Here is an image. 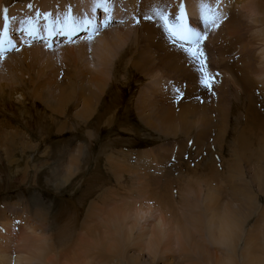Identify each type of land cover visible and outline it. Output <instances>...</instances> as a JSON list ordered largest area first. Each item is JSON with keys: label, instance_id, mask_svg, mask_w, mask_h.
Instances as JSON below:
<instances>
[{"label": "rangeland", "instance_id": "rangeland-1", "mask_svg": "<svg viewBox=\"0 0 264 264\" xmlns=\"http://www.w3.org/2000/svg\"><path fill=\"white\" fill-rule=\"evenodd\" d=\"M9 1L10 7L23 2ZM38 1L30 0V3H36L37 7ZM76 1L72 2V8L78 6L77 9L84 10L87 4L90 6L88 1L80 2L85 7ZM137 1L144 21L145 17L154 16L149 10L150 0ZM168 1L160 0L159 10L155 11L166 15L168 23L176 26V35L168 31L160 16L150 33L149 22L138 29L142 20H137L138 24L127 21L124 5H119L115 15L111 8L122 3L121 0H108L111 8L105 13L104 0L92 4L94 9L86 19L80 13L82 26L73 33L64 31V37L57 40L53 32L47 34L50 28L46 30L56 26L54 21L46 28L52 14L50 9H43L42 17L31 13L34 17L30 14L27 19L37 18L40 25L45 22L41 26L46 24V29L42 31L40 25L37 28L40 32L45 30L47 37L22 36L23 32L19 33L22 29L12 28L21 20L17 14L22 15L24 10L16 8V15L11 16L13 20L6 30L10 36L2 35L5 51L0 53V231L2 234L11 231L12 241L29 236L33 239L28 241L30 244L37 239L35 234L40 237L23 254L25 258L36 261L35 257L43 254L47 255L46 261H59L56 247L62 240L58 232L65 234V243L73 244L91 225L104 222V215L110 210L122 207L132 215L143 212L131 235V245L126 249L136 264L227 262L224 247L205 246L200 240L197 243L206 250V259L194 250L184 251L177 246L176 251L169 240L159 242L156 257H150L145 247L151 233L146 231L155 227L156 219L163 212L175 213L186 225L193 216L205 214V202L208 216L218 221L223 218L222 206L231 193L229 188L234 192L244 183L253 189L249 196L258 190L264 193L261 180L264 131L254 128L243 134L252 139L247 151L240 149L237 137L245 117L264 115V59L260 57L264 49V0H233L234 4L228 6L221 26L227 35L223 46L228 45L223 61L214 48L220 41L210 30L209 18L204 27L197 20L193 22L191 16L185 18L184 23L193 32L198 33L197 25L198 29L204 28L200 29L201 38L197 41L178 26L176 14L170 15ZM185 2H175L184 13ZM250 3L259 8L257 14H248L246 9ZM43 16L47 21L45 18L40 21ZM32 20L29 22H36ZM66 23L61 22L68 29ZM5 26L1 22L0 27ZM117 32L121 35L114 37ZM208 35L213 38L212 43L207 40ZM48 39L50 42L44 44ZM179 51L185 58L178 57ZM192 52L197 55L193 56ZM232 61L242 65L241 69L229 70L223 65ZM207 158L212 170L226 173L214 179L221 190L216 189L211 200L199 188L203 196L200 200L182 187L190 182L213 180L204 173H196L199 166L205 167L203 161ZM159 187L166 195L165 200L172 203L170 211L158 203ZM183 198L184 201L192 199L191 206L198 211L193 210L182 219ZM259 199L262 206L259 213L246 225H239L242 238L236 250L243 249L251 237L244 239L243 232L251 231L255 236L252 249L259 260L256 262L264 264V198L259 196ZM214 201L219 207L213 211ZM234 208L239 213L250 212L249 202L245 207ZM133 220L127 217L124 222L131 225ZM122 237L130 244L127 233H122ZM28 242L26 239L23 244ZM110 255L111 259L108 257L103 264H120L118 255Z\"/></svg>", "mask_w": 264, "mask_h": 264}, {"label": "bare ground", "instance_id": "bare-ground-1", "mask_svg": "<svg viewBox=\"0 0 264 264\" xmlns=\"http://www.w3.org/2000/svg\"><path fill=\"white\" fill-rule=\"evenodd\" d=\"M75 1L76 0H57L56 3H53L50 0H40V2L39 1L37 2V4L39 3V5L36 7L35 6L36 3H35V5H32L31 4L32 2L30 3V0L29 1L23 0V2L18 3V5L13 6L14 4H12V6L10 7V1L9 0L8 1L7 0H0V25H1V22H3V21L6 24L4 29L0 27V47H3L2 46L3 45L2 35H5V36L9 35V33H7L8 31L6 32V30H7L8 23L10 22V20H13V18L11 19V16L16 15V13H15L16 8H19L20 11L24 10L23 13H21L22 15L17 14L20 16V19L24 20V21L20 20L22 23L19 21V23L13 24L14 27L13 28L11 27V28H12V30H21L22 29V31L19 32V33L23 32L22 36L29 38V36H31L29 33L31 32V33H34L33 35L36 38L39 36L47 37L45 30H44V32H40V30L37 28V26L39 27V25H40L37 18H35L33 20L30 19L33 22L37 19L36 22H34V23H36V25L34 23H30L31 22L30 20H29L30 22L27 21L29 15L31 13H34V14L41 16V12L45 8H46V10L50 9L51 10L50 12H52V14L50 15V13H49L50 16L48 15L49 16L48 21L46 20V17H44V16H43V18H41L40 21H42L44 18H45L44 20L47 21L46 22L47 26H46V24L44 26H41V25H43L42 23H45V22L41 23L40 28L42 29V31H43V29H46L48 27L49 23H53L55 21V23H56L55 27H48V29H46V30H49V28H50V31L47 34L50 35L53 32V35L57 36V35L63 34V32L66 30L69 31V33H73L74 31H76V29H78L82 26L83 18L86 19V16L90 13L91 9L93 8L92 4L96 5L98 3V1H101V0H79V1L77 0L79 3L80 2L82 3L84 1L85 4L87 3V1L90 2V6H88V7H87V5H89V4H87L85 7L83 4L80 3L82 6L85 7L84 10L80 7L81 6L80 4H79L80 9H77L78 4L76 5L77 7L72 8L71 4H72V2L74 3ZM77 1H76V3H78ZM107 1L108 0H104V3H102L104 6L102 8L104 13L106 12L105 8L106 9L111 8L109 2H107ZM121 1L123 4L120 3L118 5H115L114 7L112 6V8H111L112 12L115 15H118V12L120 10L119 5H121V6L124 5L125 6L124 9H126L124 13L127 17V21L132 20V22L134 21L133 24L134 23L138 24V23H136V21L142 20L143 22H141L138 29H140L141 25H143L144 23L146 24L147 22H149L151 25L150 33L154 31L155 28L152 29V25L154 24V26H155V23L158 21V17H157L158 15H156L157 12L155 10L156 9L159 10L158 7L161 4L160 0H150L149 10H151V12L154 16L150 17L151 19H146L145 21L143 19L144 17H141L142 14H141L140 8H139V6H140L139 5L140 3H138L139 1H137V0H127V2H124L126 0H121ZM110 2H112V1H110ZM175 2H176V0H169L168 1L169 4L166 6L168 9H170L169 13L172 17H174V14H176L177 17L180 15L181 8L179 9V4L178 3L176 4ZM177 2H178V0H177ZM202 3L207 5V8L211 9V12H208L206 10H202V8H201ZM232 4H234L233 0H186V2H185V7H186V10H185L186 13H184V16H186L185 18H188V16L189 17L191 16L190 18L194 19V21L192 20L193 22H195V20H197V22H199V24L203 23V27L206 24L205 23L206 22L205 15H207V19L209 18V20L211 21V27H210L211 29L210 30H212V32H215V34H214L215 39H217V41L218 40L220 41L219 43L218 42L215 43L216 45L214 48H216L217 55L219 57H221L220 60H222V61H223L224 56L226 54V50H224V49H228V45L226 44L225 46H223V42L227 41V35L225 33H223L225 30V27H221V26L224 24V21H225L224 15H225V12H226L228 6L230 7V5H232ZM259 4H260V2H259ZM8 6H9V8H8ZM170 6H172V7H170ZM55 8H56V11H55ZM160 9H161V6H160ZM246 10H247L248 14L253 15V14L258 13L259 8H255V5H252L250 3L249 7H247ZM263 10H264V8H263ZM82 12L84 13L83 18L81 17V14H80ZM259 12H262V11H259ZM55 13H56V15H55ZM33 15H32V18L34 17ZM55 17L57 20L54 19ZM63 21H64V23L67 21L68 24L67 23L66 24L69 27L68 29H66L65 27H62L63 24H61V22H63ZM226 25L228 26L229 23L225 24V26ZM45 26H46V28H44ZM206 26H208V25H206ZM227 26H226V28H227ZM132 28H134L133 31L137 30V28L135 29L134 25L132 26ZM200 29H202V31H203L204 28L198 29V25H197V31L199 34L201 31ZM59 31H60V33H59ZM204 31H206V30H204ZM134 33H136V32H134ZM120 35L121 34H119V32H117V34H115L114 37H119ZM16 37L20 38V36H18V35ZM110 37H112V35H110ZM105 38L108 42L109 36L106 35ZM188 40H186V38H185L186 43ZM207 40H209L211 43L213 42V38L210 35H208ZM3 41H5V39ZM219 46L221 47L220 50H219ZM3 48H5V46ZM22 49L24 50V48H22ZM22 49H20V50H22ZM177 53L179 54L178 55L179 58H181V59L185 58L184 54H181L180 51ZM188 56L189 55H187V57ZM104 57H106L105 54H104ZM260 57L262 59H264V49L261 51ZM19 60H21V59H19ZM191 61H192V59H191ZM240 62L242 64V61H240ZM192 64H193V62H192ZM218 64L216 66H218ZM2 65H4V63ZM223 65L228 67L229 70H231L232 68L233 69H236V68L241 69V66H242V65L240 66L237 63V61H234V62L232 61L231 63H228V62L225 63L224 62ZM222 69H225V68L222 67ZM8 70H10V69H8ZM10 72H12V71H10ZM153 76H155V74ZM1 88H3V86H1ZM1 91H2V89H1ZM190 101H193V100H190ZM194 102L196 103V101H194ZM251 108L252 107H250V110H251ZM191 110H188V111L190 112ZM247 113H249V112H247ZM253 113H251V114H253ZM251 116H253V115H251ZM244 120H245V122L243 124V127L241 128L242 129L241 134L238 135L237 137H238V141L240 144V149L241 150L244 149L245 151H247V149L252 144V139L250 137L243 136V134L247 130H252L254 128H257L261 131H264V115L257 114L251 118H250V116L249 117L247 116V118L245 117ZM237 130H238V128H237ZM218 137H217V139H219ZM218 144H219V142H218ZM248 157L252 158L254 156L248 155ZM244 159L247 160V156ZM207 161H208V158L206 161H203V162H205V164H204L205 167L199 166L198 169L196 170L197 171L196 173H204V175L210 176L213 180H205V181L200 182V183L199 182H197V183L190 182L188 185H185L182 187L183 191L190 192L196 199L202 198L200 200H203V196L200 195L201 191L203 193L205 192L204 193L205 196L210 200L213 198L212 196H213V193L215 192L216 189H218L220 192L221 187L218 183H216L214 181V179L216 180L218 177H220L222 175V172L226 173L224 170L223 171L212 170L210 167L211 163L207 162ZM232 167H233V165H232ZM226 171H228V168L226 169ZM263 171H264V168H263ZM213 175H215L216 178H214ZM261 180L264 181V175H263ZM228 182H230V181H228ZM194 184H198V186L195 187ZM227 185H228V183H226L225 186H227ZM243 185L244 186L241 185L239 187H236V189H234V192L231 188H229L231 193L228 196H227V193L225 192V196L228 197V198L226 197V199H229V201L224 199L226 201V204L223 203V206H222L223 218H221L218 221L214 217L208 216L209 209H208V204L206 202H205V208H204L205 214L199 211L200 212L199 214L201 216L199 214H198V216H193L192 219H188V221L190 223H187L186 225H183L182 222L179 221L180 219L177 218L176 214L173 212L161 213L160 214L161 216H159L156 219L155 227L153 225L151 227V230L148 229L146 231V233H151V235L148 238V241L146 243V247H145V249H147L149 251L150 257H151V255H154V256L156 255L155 251H157L156 249L158 247L159 242H161L162 240H165L163 242L166 243V241L169 240L171 242V246L173 249L174 248L176 249V247L178 246V249L180 248L182 250V248H184L185 249L184 251L194 250V252L196 254L202 255L206 259L208 257L206 250L203 249L202 244L197 243L198 240H200V241H202L203 244H205V246H206V244H208V245L209 244H219L222 247H224L223 250H225V252L228 253L227 260H226L227 262L224 264H257L256 261H259V260L256 257V255L252 249L255 236H254V234H252L251 231H249V232L244 231L243 232L244 233L243 234L244 239L251 236L249 238L248 242L245 244L243 249H240L239 251H237L238 249L236 250V245H237V242H239L242 238L241 237L242 234L239 231V225L240 226L246 225L248 220L251 219V217H254L255 214L259 213V211L262 207V206L260 207L261 200L259 199V196H261V199H262V197L264 198V193L260 192L258 190L255 194H253L252 196H249L248 194L253 189L247 183H244ZM230 186L232 187V185H230ZM199 188L201 189V191ZM158 189H159V191H157L156 194H157V200H158L159 205L160 206L166 205L170 211L169 204H172V203L168 200H165L166 195L164 194V191L161 189V187H159ZM206 191H207V193H206ZM186 194H188V193H185V195ZM194 197H193V199H195ZM190 200H192V199H188V200L186 199L184 201V198H183L182 201H184V202L183 203L181 202V204H180L181 210H180V208H179V210L181 211L182 215L180 214V216L182 217V219H183V217L192 213L193 210L195 209V207L193 205L191 206L193 201L191 202ZM234 200H235V204L233 205L231 203ZM248 202L250 204V212L249 213H239L237 208H234L235 206H239V205H242L243 207H245V205ZM216 207H219V204L214 201L212 203V210L214 211ZM196 211H198V210H196ZM104 212H102V214ZM145 214L147 215L148 211L145 210ZM142 215H143V212H141V211L136 212V214L132 215L128 209H125L122 207L114 208L113 210L109 211V214L104 215L105 220L100 225H98V224L91 225L89 228H87L86 232H82L80 236L78 234L79 238L77 237V240L73 244H70L69 242L65 243V240H66L65 234L63 232H58L57 236L61 237V240H62V242L56 247L57 257H58L59 261H51V260L46 261L47 255H43V254L36 256L35 257L36 261H31L30 258L26 257L27 258L26 259L23 256V254L25 252H28L32 248L33 244L40 238L35 233L34 234H35V237L37 239L32 244H30L29 242L33 239H30L29 236L27 238L20 237L17 240L15 238V240L12 241L11 231L7 230L4 234H2V232L0 231V264H32V263L33 264H103L105 261L108 260V257L112 256V255H110L112 253L118 255L119 258H117V259L118 260L120 259V264H136L133 261V257L127 255L126 249L128 246L131 245V235L133 233V230L138 227L139 224H137V221L140 222ZM127 217H129V219H130V217H133L134 223L132 224L130 222L131 225L126 224L124 222V220ZM102 218L103 217L101 215L100 219H102ZM85 228L86 227H84V229L83 228L82 229L85 230ZM246 230H248V229H246ZM249 230H250V228H249ZM30 231H31V229H30ZM3 232H4V230H3ZM122 233H127L128 237L130 238V244L127 243L126 240L122 237ZM197 234H198V238H196ZM72 235L73 234H71V236ZM13 237H14V235H13ZM32 238H33V236H32ZM26 239H27V242L29 241L27 243V245H25L26 243L23 244V242ZM56 250H54V253H56ZM176 251H177V249H176ZM25 256H27V255H25ZM109 259H111V257ZM60 260H62V261H60ZM171 262L172 261H170L168 264H171ZM184 262H185V264H197V262L194 263L192 261H184ZM182 264H184V263H182Z\"/></svg>", "mask_w": 264, "mask_h": 264}, {"label": "snow or ice", "instance_id": "snow-or-ice-1", "mask_svg": "<svg viewBox=\"0 0 264 264\" xmlns=\"http://www.w3.org/2000/svg\"><path fill=\"white\" fill-rule=\"evenodd\" d=\"M201 8L202 10H206L208 12H211V9H208L207 8V5L205 4H201ZM105 11H107V9L105 8ZM156 15L160 16V19L164 21V25L165 27L168 29V31L172 34V35H176V31H175V27L174 25H170L168 23V17L166 15H162L161 13L157 12ZM146 19H151L150 17H145ZM180 23H179V27H181L185 32L189 33L190 35H193L196 37V40L199 41V39L201 38L200 37V34L199 33H196V32H193L190 28H188V26L184 23V20H185V16H184V11H183V8H181L180 10V15L176 18ZM205 19L207 20V15H205ZM30 35H33L34 33H29ZM187 38V37H186ZM9 44H11V41H9ZM7 50H11V49H7ZM3 51H5V49H3L2 47H0V53H2ZM191 51V50H189ZM193 56H196L197 53L196 52H192L191 53ZM205 83L207 84L208 82L205 81Z\"/></svg>", "mask_w": 264, "mask_h": 264}]
</instances>
